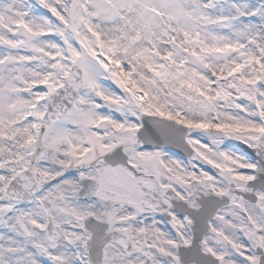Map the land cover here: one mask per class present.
<instances>
[{"label": "snow or ice", "instance_id": "1", "mask_svg": "<svg viewBox=\"0 0 264 264\" xmlns=\"http://www.w3.org/2000/svg\"><path fill=\"white\" fill-rule=\"evenodd\" d=\"M0 264H264V0H0Z\"/></svg>", "mask_w": 264, "mask_h": 264}]
</instances>
